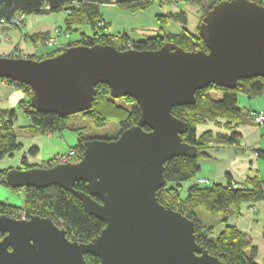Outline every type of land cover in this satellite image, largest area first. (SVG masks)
Segmentation results:
<instances>
[{
	"label": "water",
	"instance_id": "1",
	"mask_svg": "<svg viewBox=\"0 0 264 264\" xmlns=\"http://www.w3.org/2000/svg\"><path fill=\"white\" fill-rule=\"evenodd\" d=\"M198 33L207 51L173 43L144 51L77 45L41 60L0 56V79L28 86L37 112L83 113L98 84L114 100L132 98L140 110L136 124L116 138L83 142L76 162L8 170L11 189L57 185L105 226L78 243L48 217L1 215L0 264H87L86 254L100 264H224L196 242L195 221L156 195L166 185L165 164L195 154L181 140L187 124L172 109L193 105L195 93L209 85L235 89L240 80L264 79V6L223 0L201 19ZM76 182L86 192L75 190Z\"/></svg>",
	"mask_w": 264,
	"mask_h": 264
},
{
	"label": "trees",
	"instance_id": "2",
	"mask_svg": "<svg viewBox=\"0 0 264 264\" xmlns=\"http://www.w3.org/2000/svg\"><path fill=\"white\" fill-rule=\"evenodd\" d=\"M166 0H118L117 5L127 8L131 12L144 11L152 5ZM171 2L192 1L207 4L205 14L216 4L223 0H169ZM264 6L263 0H250ZM109 3V0H0V21L9 20L17 15L64 13V32L69 35L71 32L79 33V38L70 41L63 48L50 49L42 56H28L27 58L41 60L53 57L65 49L77 45H109L120 51L133 49L137 51L157 50L165 43H173L185 51H207L204 42L197 34H189L186 30L180 33L156 34L141 40L130 39L128 32L109 34L108 25L102 19L99 8ZM47 6L48 9H44ZM205 16V15H204ZM160 24L168 21H177L182 26L185 24V17L182 12L176 14L157 15L155 18ZM102 22L101 26L98 24ZM83 25H87L90 34L79 32ZM200 26V23H199ZM199 30V27H198ZM47 34H36L30 36L32 42L40 36ZM10 57H20L13 55ZM9 85H14L26 94V100L19 103V107L30 125L23 128L29 134H47L61 132L70 129L68 121L70 117L60 118L52 113H41L35 111L30 102L31 89L23 84L14 83L7 79H0ZM248 90V92H247ZM95 97L89 110L81 113L88 118L94 127H101L107 121H116L119 131L125 130L139 119L140 110L132 98L124 97L114 100L110 97L109 88L104 84L95 86ZM264 91V79L254 78L240 80L235 89H225L209 85L195 93V103L191 106H182L172 109L176 118L187 124V130L181 135V140L195 148L193 157H178L169 160L165 164L164 178L166 185L157 191V198L165 208L179 211L185 217L195 221V240L202 245L207 252L217 257L224 264H257L255 257L257 249L252 245L249 236L243 234L236 227L226 224L232 214H238L244 204H254L264 200V180L256 175L248 177L242 187L235 186L231 179L225 185H189L186 187L185 196H181L184 184L193 180L199 169V160L208 158L205 150L212 144L225 146H238L239 134L235 128L248 121L252 122L247 110L237 108L238 94L246 92L251 95ZM256 111V110H253ZM263 111V110H262ZM15 113L14 111H0V159L12 156L20 151L22 146L15 134ZM212 123L223 133L213 134L212 131H205L197 134V127ZM147 130L146 127L143 128ZM75 131L78 129H74ZM115 138V137H114ZM111 138V139H114ZM90 138H83L78 133L77 144L73 148L76 156L72 159L76 162L80 159L82 143ZM109 139V140H111ZM37 152L36 147H31L28 154L33 156ZM256 155L264 159V149L256 150ZM56 165L53 159L42 162L38 165L29 164L25 157L21 158L18 169L27 170L34 167H52ZM10 168L0 169V185L10 189L14 193H22V207L7 204L0 201V216L5 215L11 218L25 219L30 216L50 218L56 225L66 230L68 238L78 243H88L99 235L104 228V222L88 215L80 200L71 193L57 185L47 187H27L24 189H11L5 182V175ZM75 190L86 192L85 184L76 182ZM185 189V188H184ZM99 201L98 198H94ZM202 208L209 213H216L220 221L225 225L215 234H211L212 227H206L196 216L195 209ZM3 234L0 233V239ZM264 240V223L262 228ZM87 264H100L98 258L89 254L84 256Z\"/></svg>",
	"mask_w": 264,
	"mask_h": 264
},
{
	"label": "crops",
	"instance_id": "3",
	"mask_svg": "<svg viewBox=\"0 0 264 264\" xmlns=\"http://www.w3.org/2000/svg\"><path fill=\"white\" fill-rule=\"evenodd\" d=\"M164 2L168 3H163L161 5L156 3L144 11L135 12H131L127 8L118 5L111 6L104 4L100 6L99 11L102 19L108 25L107 32L109 34L125 31L126 33L128 32L132 40H141L156 34H176L183 30H186V32L192 35L197 34L199 23L205 15L204 4L192 1H180L177 4L169 0ZM179 12H182L185 17V24L183 26L177 21H168L164 24H160L155 19L157 15L164 16L169 13L176 14ZM33 15L24 16L23 24L20 28L4 30L0 34V56L10 57L19 55L20 57H39L48 53L50 49L61 48L60 46L64 47L70 42V35L67 39L64 38L63 35L62 37H58V45L52 48H45L34 44L29 39L30 36L36 34L51 35L54 30L58 29L62 31L61 29L63 28L59 25V20L54 18L58 17L57 15H52L51 13ZM62 23L64 25V18L62 19ZM87 28H89L87 25H83L79 32L90 34V29L88 32L85 31ZM248 94L249 93L246 92H240L238 94L237 108L243 110L244 113L250 109L264 111V91L253 93L254 95H249L250 97H247ZM244 97H247L250 101L243 105L242 103L240 104L239 98ZM257 97H260V99H257ZM26 99V94L22 90L14 85H9L0 81V111L13 110L16 117L15 129H20L25 133L27 132L23 128L28 127L30 122L22 113L19 103ZM251 99L255 100L253 101ZM19 119H22L20 120V124L17 122ZM202 131L200 130L197 134L203 133ZM235 131L239 134V145L235 147L217 144L210 145L205 150V154L208 158L199 160V169L194 179H205L207 181L205 185H225L227 180L231 179L233 184L238 187H242L245 184V180L253 175L264 180V159H260L256 155V150L264 149V125L256 126L248 121L237 126ZM47 135L50 136L51 133H47ZM28 145L37 148L35 155L31 156L28 154L27 150H22L24 146L21 144L22 151L20 150V153L22 154L20 158L16 154L8 156L12 157V160L15 158L14 163H7V165H5L2 164L3 162H0V169L18 168L20 164L18 160H21L22 157H25L29 164L38 165L53 159L57 154H54L46 161H41L42 151L40 153L39 143L36 142L33 144L31 141L28 142ZM189 183L190 181L185 184L189 186ZM16 207L19 206L17 205ZM263 223L264 200L251 205H242L239 213L230 215L226 222V224L236 227L243 234L250 237L252 245L257 249L255 257V262L257 264H264V240L262 238ZM217 226L215 228L217 232H219L224 224H217Z\"/></svg>",
	"mask_w": 264,
	"mask_h": 264
},
{
	"label": "rangeland",
	"instance_id": "4",
	"mask_svg": "<svg viewBox=\"0 0 264 264\" xmlns=\"http://www.w3.org/2000/svg\"><path fill=\"white\" fill-rule=\"evenodd\" d=\"M172 3H174V2H172ZM176 4H177V2H176ZM204 7L208 8V5L205 4ZM51 14L58 16V17H54V18L59 20L58 23L63 28V29H61L62 31L60 33V37H62L63 31H64V25L62 23V19L64 18L63 13L58 12V13H51ZM31 15H33V14H31ZM26 16H29V15H26ZM88 30H89V28H87L85 31L88 32ZM78 37H79V33L73 31L70 33L69 40L70 41L75 40ZM249 95H251V94H248L247 97H250ZM247 97L239 98L240 104L242 103L244 105L245 103H249L250 100H248ZM257 99H260V97H257ZM251 100L254 101L255 99H251ZM256 111H260V110H256ZM69 117L70 118L68 121V125H69L70 129H65L61 132H53V133H51L50 136L47 134H29V133H25L24 131L16 128L15 134L17 136V139L24 146L22 148V150L28 151V149L32 147V145H28V142L32 141L33 144L38 142L39 148H40V153L42 151V153H41L42 160L41 161H46V160L50 159L56 153L57 154H63V153H66L70 147H75L77 144L78 133H80L83 136V138L109 140L111 138L116 137L117 132L120 129L119 125L116 121H107L101 127H94L91 124L90 120L88 118H85L84 116H82L81 113L75 114V115H72ZM20 120H22V119L17 120V122L19 124H20ZM251 123L256 125L253 121ZM256 126H258V125H256ZM74 129H78V130L75 131ZM200 130L201 131L203 130L202 132L212 131L213 134L223 132V130H221V127L218 128L216 125H214L212 123H208L206 125H202L200 127H197V132H199ZM15 154L18 155L20 158L22 153H20V151H17L14 153V155ZM11 158L12 157H8V156L4 157V158L0 159V162H3L2 164H5V165H7V163L12 164V163H14L15 158H14V160H12ZM34 159H36V158H34ZM2 160H4V161H2ZM19 161H21V160H18V163H19ZM19 166H20V164H19ZM5 167H7V166H5ZM194 180L195 179L191 180L189 184L190 185L194 184ZM186 187H188L187 184H184L183 190L181 192L182 197L185 196ZM0 201L5 202V203L10 204V205H15V206L18 205L20 208V207H22V202H23L22 193L21 192L14 193L10 189L5 188V187L0 185ZM195 213H196V216L201 220V222L204 226L212 227L211 234L218 233L217 229L215 228L217 226V224H222V225L224 224L223 222L220 221L221 218H220L219 214L209 213L202 208L195 209ZM20 219H24V217H22ZM57 226L61 227L59 225H57ZM218 226H220V225H218Z\"/></svg>",
	"mask_w": 264,
	"mask_h": 264
},
{
	"label": "built area",
	"instance_id": "5",
	"mask_svg": "<svg viewBox=\"0 0 264 264\" xmlns=\"http://www.w3.org/2000/svg\"><path fill=\"white\" fill-rule=\"evenodd\" d=\"M118 0H109V3H106L107 5L115 6L117 5ZM44 9H48L47 6L44 7ZM23 15H17L14 18H11L9 20H1L0 21V34L4 30H13L18 29L23 24ZM103 23L100 22L98 26H101ZM61 31L56 29L54 32L50 35L47 34L45 36L38 37L34 44L37 46L45 47V48H52L55 45H58V37L60 36ZM64 38H68L69 34L67 32H63ZM63 48V46H60ZM251 96V95H250ZM250 119L258 126L264 125V111H250L249 112ZM76 156V151L74 149L68 150L66 153L63 154H56L54 156L53 160L57 164H65L68 162H73L72 159ZM207 181L205 179H195L194 184L195 185H205ZM61 228V227H60Z\"/></svg>",
	"mask_w": 264,
	"mask_h": 264
},
{
	"label": "flooded vegetation",
	"instance_id": "6",
	"mask_svg": "<svg viewBox=\"0 0 264 264\" xmlns=\"http://www.w3.org/2000/svg\"><path fill=\"white\" fill-rule=\"evenodd\" d=\"M116 138V137H115ZM90 139H92V138H90ZM85 142V141H84ZM57 164V163H56Z\"/></svg>",
	"mask_w": 264,
	"mask_h": 264
}]
</instances>
